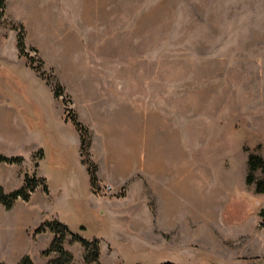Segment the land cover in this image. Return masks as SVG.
<instances>
[{
  "label": "rangeland",
  "instance_id": "obj_1",
  "mask_svg": "<svg viewBox=\"0 0 264 264\" xmlns=\"http://www.w3.org/2000/svg\"><path fill=\"white\" fill-rule=\"evenodd\" d=\"M26 15L27 26L0 21L16 38L21 26L33 59L10 46L2 64L0 98L26 137L2 143L23 162L12 181L0 164V183L18 187L34 171L58 192L68 180L70 194L53 197L71 209L72 232L98 239L100 264H264V195L245 184L243 150L264 158V0H33ZM73 117L88 130L85 158ZM162 134L179 136L186 157L181 225L133 233L116 214L111 230L119 205H100L102 215L88 195L111 205L123 197L101 179L131 141L151 150ZM82 159L96 166L95 189Z\"/></svg>",
  "mask_w": 264,
  "mask_h": 264
},
{
  "label": "crops",
  "instance_id": "obj_2",
  "mask_svg": "<svg viewBox=\"0 0 264 264\" xmlns=\"http://www.w3.org/2000/svg\"><path fill=\"white\" fill-rule=\"evenodd\" d=\"M32 5L33 0H5L3 22L13 21L27 26L29 20L26 14L31 11ZM14 10L25 15L26 19L20 20L13 17ZM10 46H15L17 56L15 33L10 32L0 24V74L4 70L2 64L9 57L7 50ZM21 125L17 110L8 101L0 98L1 154H4L2 143L25 139L26 132ZM172 135L174 138H168L167 134L159 135L158 138L161 141L156 145L151 142L149 147L151 150H148L150 143L147 144L148 142L145 141L140 152L137 143L131 141L129 153L122 149L121 152L125 154L116 155L109 178L101 179L100 183L112 186L115 191L123 190V197L118 201L112 202L111 205L110 202L105 200L99 202L93 195H88L89 203L96 204L102 215L104 208H101L100 205L115 208L119 205L118 210H115L112 216L109 214L111 220L108 222H110L111 230L115 229L114 223L119 216H125V227L133 233L150 230L155 234L162 235L178 229L181 225L180 215L184 214V208L181 205L186 198V157L184 150H180L179 136ZM155 146L156 149H154ZM17 167L14 164L4 166L6 181L17 179ZM38 173L41 175L39 166ZM18 182L21 185V181ZM0 186L6 192L18 188L9 189L5 187V183H0ZM62 186L63 188L58 189V192L49 191V201L45 194L39 190L31 195L28 202L16 201L9 211L0 204V262L16 264L22 256L29 255L33 264H47L49 258L43 257L41 252L49 247L53 235L46 232L33 236L32 231L44 219L52 217L69 226L67 217L73 214L71 209L58 203L54 197L59 198L61 195L66 198V194L73 188H71L68 180ZM151 199L154 202L153 206ZM154 204L156 205L155 208ZM161 213L165 225L159 227L157 221ZM74 215L76 216L75 213ZM100 222L101 220H98V223ZM77 223L79 224L78 227L85 228L83 223ZM66 248L72 252L74 264H83V248L79 244H67ZM101 257L102 250H100L99 261H101Z\"/></svg>",
  "mask_w": 264,
  "mask_h": 264
},
{
  "label": "trees",
  "instance_id": "obj_3",
  "mask_svg": "<svg viewBox=\"0 0 264 264\" xmlns=\"http://www.w3.org/2000/svg\"><path fill=\"white\" fill-rule=\"evenodd\" d=\"M4 10L5 0H0V17H3ZM18 28L20 29L17 33V49L19 56L27 57L30 64H33V59L25 53L26 46L21 26H13V29L15 30H18ZM55 95L59 96L60 94L55 91ZM71 123L79 133L81 157L85 158L84 156H87L88 148L90 146L88 130L84 128L75 117H73ZM243 150L247 153V174L245 176V184L246 186H253V192L256 195H264V178H258L256 176L257 172H259L261 176H264V158L256 152H250L248 148H243ZM40 151L41 150H38L37 152V158L42 155ZM82 161H84V164L88 165L87 171L89 174L90 186L92 189H95L97 183L96 166L94 163L88 162L85 159H82ZM22 162V156H6L0 153V164L20 165ZM38 166L39 165L36 162L34 164V169L36 170ZM39 186L42 187V191L44 193L48 194L49 190L44 178H38L34 171L31 174L25 173L23 177V184L18 188L10 192H6L3 187L0 186V204L5 210L9 211L18 200L28 202L31 195ZM258 218L259 226L264 228V208L259 210ZM81 229H83V227H81ZM46 232L53 235V239L49 247L41 252L43 257L49 258L47 264H74L73 254L66 248L67 244L71 245L73 243H78L83 248V264H100L98 239H85L78 233L72 232L64 223L57 219H44L36 228L33 229L32 235L36 236ZM0 264L6 263L0 262ZM16 264H33V260L29 255H24ZM162 264L178 263L164 262Z\"/></svg>",
  "mask_w": 264,
  "mask_h": 264
},
{
  "label": "built area",
  "instance_id": "obj_4",
  "mask_svg": "<svg viewBox=\"0 0 264 264\" xmlns=\"http://www.w3.org/2000/svg\"><path fill=\"white\" fill-rule=\"evenodd\" d=\"M0 21H2V17H0Z\"/></svg>",
  "mask_w": 264,
  "mask_h": 264
}]
</instances>
